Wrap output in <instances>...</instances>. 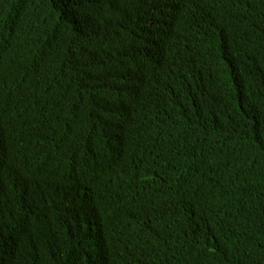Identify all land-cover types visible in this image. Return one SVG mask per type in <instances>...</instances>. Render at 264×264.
<instances>
[{"label": "trees", "instance_id": "16d2710c", "mask_svg": "<svg viewBox=\"0 0 264 264\" xmlns=\"http://www.w3.org/2000/svg\"><path fill=\"white\" fill-rule=\"evenodd\" d=\"M107 232L103 264H264V0H0V264Z\"/></svg>", "mask_w": 264, "mask_h": 264}, {"label": "clouds", "instance_id": "9594fccd", "mask_svg": "<svg viewBox=\"0 0 264 264\" xmlns=\"http://www.w3.org/2000/svg\"><path fill=\"white\" fill-rule=\"evenodd\" d=\"M109 232L104 234H98V242L95 245L94 252H93V258L96 262L99 264H103V261H107L106 258L112 255V240ZM99 247L102 249L104 257L98 256Z\"/></svg>", "mask_w": 264, "mask_h": 264}, {"label": "bare ground", "instance_id": "6f19581e", "mask_svg": "<svg viewBox=\"0 0 264 264\" xmlns=\"http://www.w3.org/2000/svg\"><path fill=\"white\" fill-rule=\"evenodd\" d=\"M257 35V34H256Z\"/></svg>", "mask_w": 264, "mask_h": 264}]
</instances>
